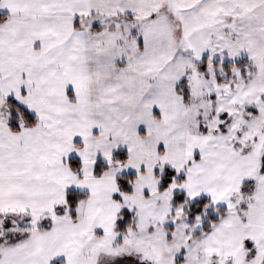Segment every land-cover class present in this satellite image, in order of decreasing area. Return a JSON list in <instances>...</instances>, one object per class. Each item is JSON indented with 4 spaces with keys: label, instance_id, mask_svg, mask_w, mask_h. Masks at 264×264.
Here are the masks:
<instances>
[{
    "label": "snow or ice",
    "instance_id": "obj_1",
    "mask_svg": "<svg viewBox=\"0 0 264 264\" xmlns=\"http://www.w3.org/2000/svg\"><path fill=\"white\" fill-rule=\"evenodd\" d=\"M0 264H264V0H0Z\"/></svg>",
    "mask_w": 264,
    "mask_h": 264
}]
</instances>
